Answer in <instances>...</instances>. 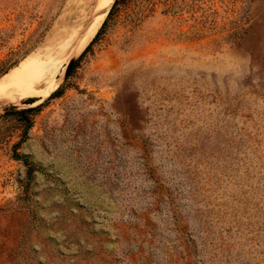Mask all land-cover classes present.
<instances>
[{
    "label": "rangeland",
    "instance_id": "1",
    "mask_svg": "<svg viewBox=\"0 0 264 264\" xmlns=\"http://www.w3.org/2000/svg\"><path fill=\"white\" fill-rule=\"evenodd\" d=\"M115 2L0 0V81L69 57L0 100V264H264V0Z\"/></svg>",
    "mask_w": 264,
    "mask_h": 264
},
{
    "label": "bare ground",
    "instance_id": "2",
    "mask_svg": "<svg viewBox=\"0 0 264 264\" xmlns=\"http://www.w3.org/2000/svg\"><path fill=\"white\" fill-rule=\"evenodd\" d=\"M77 15L78 16L74 18L77 21L72 23L73 26L69 30L68 37H66L68 38V42L73 40L76 42V40L80 38L72 53V60L75 59L77 55L95 37V35L97 34L96 29L105 17V11L102 8L95 11L94 13H78ZM81 26H86V28L82 32V34L78 36V31H76L75 29ZM59 52V56L57 57L56 61L52 65H50L51 67L42 70V76L39 79H37L36 77H32L31 75L28 77L20 75L17 73V71H11L5 78L0 81V100L5 103H15L27 97H43L50 94L60 85V82H62L60 79V75H58L57 77L56 75L64 65V62L69 58L67 57L66 59L62 60L63 52ZM47 69H49L48 73H46ZM15 104L17 105V103Z\"/></svg>",
    "mask_w": 264,
    "mask_h": 264
},
{
    "label": "trees",
    "instance_id": "3",
    "mask_svg": "<svg viewBox=\"0 0 264 264\" xmlns=\"http://www.w3.org/2000/svg\"><path fill=\"white\" fill-rule=\"evenodd\" d=\"M119 2V0H116V2H115V5H117V3ZM115 5H114V7H115ZM106 23V22H105ZM105 23H104V25H105ZM100 34V32L98 33V35ZM97 35V36H98ZM84 54V53H83ZM70 75V74H69ZM59 94H60V91L58 90V91H56L55 93H53V95L51 96V98H55V97H58L59 96ZM31 102H34V100H31ZM33 110H30V111H28V112H32ZM25 111H21L20 113H19V116H20V118H23L24 116H25Z\"/></svg>",
    "mask_w": 264,
    "mask_h": 264
},
{
    "label": "water",
    "instance_id": "4",
    "mask_svg": "<svg viewBox=\"0 0 264 264\" xmlns=\"http://www.w3.org/2000/svg\"><path fill=\"white\" fill-rule=\"evenodd\" d=\"M75 60V59H74ZM71 61V63L69 64V66L67 67L66 73H65V78H67L69 76V74L71 73L73 67L75 66V61Z\"/></svg>",
    "mask_w": 264,
    "mask_h": 264
}]
</instances>
